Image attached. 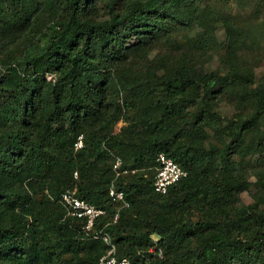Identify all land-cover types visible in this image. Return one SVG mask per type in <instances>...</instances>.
Masks as SVG:
<instances>
[{
	"label": "rangeland",
	"instance_id": "374dc122",
	"mask_svg": "<svg viewBox=\"0 0 264 264\" xmlns=\"http://www.w3.org/2000/svg\"><path fill=\"white\" fill-rule=\"evenodd\" d=\"M155 1L164 2L170 13L169 16H164L163 12L155 14L158 18L157 26L149 27V31L156 32L149 33L148 28L140 26L139 35L125 32L124 36L119 38L120 49L111 46L109 51H105L98 45L94 47L98 61L92 63L93 69L89 70V75L98 82L105 81L103 93L105 102L100 105V114L95 112L96 117L89 116L79 122V130L86 138V148L78 151L80 149L76 150L73 143L75 153L73 162L79 171L78 178L74 179L71 169H67V158L64 157V149L61 147L66 137L63 133L68 127L69 120L57 119L51 128L53 132L56 130L62 132L58 134L59 140L54 138L47 147L49 153L57 154L56 158L51 160L50 172L47 171L48 167H42L43 175L39 180L30 181V178L24 177L22 185L13 184L12 189H6L5 198L0 202V209L4 212L8 211L6 208L16 199V192L21 186L30 195V202L25 200V203L15 210L17 218L23 219L22 221L32 231V236L28 232L24 233L27 244L33 243L39 247L40 242L47 241L52 245L50 251L53 252L57 248L59 242L55 236L54 226L47 217L51 212L47 208L51 195L46 189L47 183L52 182L50 180L56 176L67 182L72 178V186L77 188L82 185L94 186L97 190L103 189L105 198L106 177L112 173L110 169L112 154L122 156L126 169L134 165L139 172H145L148 179L153 176L151 159H145V152L140 156L142 146L145 145L144 123L145 117L161 116L163 106L145 108V92L149 89V83L150 87H154L155 75L165 77L170 68L184 64L188 66L191 76L199 78L211 74L215 84L210 91H207L208 85L203 86L202 81L199 88L196 87L199 96L195 104H187V109L183 110V113L189 111V114L183 115L184 119H193L189 127H186L182 119L176 122L171 120L175 133L181 132L176 136V144L181 150L188 147L191 142L187 130L191 127L192 131L194 129L196 142L202 146L206 155L210 156L206 175L212 181L229 180L242 186L238 188L240 190L233 198L228 199V206L223 207L225 211L234 215L235 210L250 204L256 205L264 212V119L261 116L254 117L255 105L246 98L244 86L231 77L227 79V75L233 74L235 70L231 65L236 64L239 67L244 66L245 70L249 71L251 76L249 88L264 84V0ZM130 2L134 0H82L79 16L83 20L99 23L109 18L110 8L124 10ZM150 3L151 7L148 10L143 8L144 11L151 12L160 6L158 2ZM67 6L66 2L62 3L59 0H21L20 4L17 0H0V79H7L10 66L15 65L19 71H23L25 62L36 56L49 43L53 28L61 29L68 19ZM137 37L144 40L146 37L148 41L146 46L135 44ZM45 76L46 80L53 81L57 73H46ZM9 80H15L13 86L15 90L22 88L18 76H9ZM136 94L139 96L136 97ZM140 96L143 98L139 103H144L140 109L135 106L125 107L122 102L133 99L135 101V98L139 101ZM161 97L171 101L179 99V94L166 96L163 93ZM117 103L121 105L122 114L119 120L114 121ZM107 110L109 111L106 112ZM194 112L205 117L196 125H193L195 119L191 117ZM174 113L175 117L179 115L176 109ZM129 120L134 121L132 129L120 133L122 128L129 127ZM242 126L246 127L242 129ZM118 133L124 136L130 134L135 141L113 148L110 144L118 142V139L114 138ZM25 140V135H22L17 140L22 143L11 144L6 137L2 138L0 160L10 163L12 159L18 158L20 150L27 149L34 136L28 141ZM79 166L84 167L83 175L80 174ZM2 173L0 181L3 179ZM122 178L125 183L134 176L124 173ZM203 178L204 176L202 177L204 184L196 186L193 197L186 202V197L181 196L176 209L164 216L165 221L169 222L173 216L177 221H196L206 212L209 217H215L216 214L208 208L210 196L207 186L210 182ZM0 186L4 191L5 186L3 184ZM170 202L167 197L156 199L144 194L139 202L130 203V206L121 208L120 212L129 216L130 220L137 219V224L132 223L127 226L128 229L143 233L145 229L142 220L146 218V211L164 215L169 209ZM103 205L107 212L109 209L113 211L119 207L108 200H105ZM27 209L30 211L28 214L25 213ZM222 211L218 210L219 214ZM36 216H40L39 223L34 222ZM4 222L10 228L9 219H5ZM117 233L118 231L113 229L112 239L119 236ZM77 238L80 241L89 239L84 233L77 234L75 239ZM150 238L155 243L161 235L151 233ZM121 246L123 245L119 243L117 248ZM72 251L68 250L64 257H69ZM121 252L118 251L117 254L123 255ZM147 252L152 253V257L142 249L136 252L141 258L145 257L146 264H151V258L160 260L163 255L154 252V245L150 246ZM79 253L84 254L82 250H79ZM52 259H55V255H52Z\"/></svg>",
	"mask_w": 264,
	"mask_h": 264
},
{
	"label": "trees",
	"instance_id": "16d2710c",
	"mask_svg": "<svg viewBox=\"0 0 264 264\" xmlns=\"http://www.w3.org/2000/svg\"><path fill=\"white\" fill-rule=\"evenodd\" d=\"M20 1L17 0V3L20 4ZM59 1L66 2L68 5L69 16L64 26L61 29L53 28L49 43L36 56L25 62L23 71H19L15 65L10 66L7 81L0 79V148L4 137L11 144H18L22 143V141H17L20 136L25 135V141L34 136L29 147L20 150L18 158L12 159L10 163L1 159L3 163L0 162V174L3 170V179L0 184H3L5 189L3 191L0 186V202L5 198L6 189H12L13 184L22 185L24 177L30 178V181L39 180L43 175L42 167H48L47 171L50 172L51 160L56 158L57 154L49 153L47 147L54 138L59 140L58 134L62 132L59 130L53 132L51 128L52 123L57 119L69 120L68 127L63 133L66 137L61 147L64 149V157L67 158V169H71V173L77 170L73 162L75 160L73 143L77 136L82 134L79 130V122L89 116L96 117L95 112L100 114V105L105 102L103 95L105 81L98 82L91 79L89 75V70L93 69L92 63L98 61L94 47L98 45L105 51H109L111 46L119 48V38L124 36L125 32L139 35L140 26H145L149 33H154L156 30L149 31V27L156 28L157 26L158 18L155 14L163 12L164 16L170 15L164 2L134 0L128 3L124 10L110 8L108 19L93 23L79 16L82 0ZM150 2H158L160 6L155 7L157 9L151 12L144 11L143 8L148 10L151 7ZM147 43L146 37L145 40L142 37L135 39V44L139 46L144 44L146 46ZM231 66L235 70L233 74L227 75V79L231 77L244 86L246 98H249L255 105L254 117L261 116L264 119V84L249 88L251 78L249 71L247 72L244 66L239 67L236 64ZM54 72L57 73L55 79L46 80L45 74ZM167 72L165 77L153 74L155 75L154 87H150L149 83V89L145 92V108L163 106V112L161 116L145 117V145H141L140 156L145 152V159H151L155 173L154 155L157 152H163L173 158L186 171V175L172 185L165 194L154 191V173L148 179L147 174L139 172L134 165H131L129 169H136L135 172L128 173L134 176L132 180L124 183L122 175L117 179L116 185L124 190L125 197L131 204L139 202L144 194L156 199L167 197L171 202L164 215L159 212L146 211V218L142 220L145 229L143 233L128 229L127 226L132 223L137 224V219L130 220L129 216L120 212L118 221L106 228L111 235H113V229L118 231L119 236L113 237L116 255L128 257L132 264H146L145 257L141 258L136 252L142 249L152 257L153 254L148 253L147 250L154 245V252L157 253L159 248L163 255L160 260L151 258V264H195V262L199 264H264V212L256 205L250 204L235 210L234 215L225 211L223 207L228 206V199L233 198V195L240 190L238 188L242 186L229 180L212 181L206 175L210 156L206 155L202 146L196 142L194 129L192 131L191 127L187 130L191 142L188 147L181 150L176 144V136L181 132L175 133L171 120L176 122L182 119L186 127H189L193 119H184L183 115L189 114V111L183 113V110L187 109V104H195L199 96L196 87L199 88L201 81L203 86L208 85L207 91H210L215 80L212 79L211 74L202 75L199 78L191 76L186 64L170 68ZM9 76H18L22 88L15 90L13 87L15 80L10 81ZM189 89L193 90L189 91ZM163 93L166 96L179 94V99L169 101L161 97ZM137 96L139 95L136 94ZM140 98L139 101L135 98V101L133 99L122 100V102L125 107L135 106L140 109L144 104L139 103L143 96ZM174 109L179 113L176 117ZM202 111L204 113V109ZM121 114V105L117 103L113 120H119ZM164 115L166 118L163 117ZM191 117L195 119L193 125L205 119L203 114L196 112L192 113ZM129 122V127L122 128L120 133L129 128L132 129L134 121L129 120ZM244 127L246 126H242V129ZM120 133L114 137L118 139V142L111 143V147H120L126 142L135 141L130 134L124 136ZM82 135L85 145L78 151L86 148V138L84 134ZM125 167L123 160V168L126 169ZM79 170L83 175L84 167L79 166ZM71 173L70 177H72ZM202 174L206 181L210 182L207 186L210 196L208 208L216 214L215 217H209L206 212L196 221H177L173 219L174 216L169 222L165 221L164 216L176 209L181 196H185L188 202L193 197L196 186L204 184ZM112 179L113 173L106 177L107 183L104 190L106 195L107 187ZM71 180L73 179L70 178L67 182L56 176L46 185L51 195V200L47 204L51 212L47 217L54 226L55 236L59 242L53 252L50 251L51 243L47 241L40 242L39 247L25 242L24 233L28 232L32 236V231L25 225L23 219L17 218L15 213L16 208L23 205L25 200L30 202V195L23 186L16 192L17 197L10 203V207L6 208L8 211L4 212L0 209V264H94L105 253L106 245L101 240L90 239V237L86 241L75 239L77 234L82 235L83 233L79 223L67 216L63 206L58 202L60 194L72 186ZM30 188L32 191V185ZM102 190H97L94 186L80 185L78 196L94 204L103 205L108 198L104 197ZM220 209L223 210L221 214L218 212ZM28 212L30 213L27 209L25 213L28 214ZM112 212L109 209L108 215L102 219L99 226L109 220ZM7 218L11 224L10 228L4 222ZM39 218L40 216H36L34 222L39 223ZM151 233H158L161 238L153 243L150 238ZM127 241L129 242L126 244ZM119 243L123 246L117 248ZM68 250L73 251L66 258L64 254ZM79 250H82L84 254L80 255ZM118 251L124 254L119 253L118 255ZM52 255H55V259H52Z\"/></svg>",
	"mask_w": 264,
	"mask_h": 264
},
{
	"label": "built area",
	"instance_id": "2783aa9c",
	"mask_svg": "<svg viewBox=\"0 0 264 264\" xmlns=\"http://www.w3.org/2000/svg\"><path fill=\"white\" fill-rule=\"evenodd\" d=\"M83 145V135L80 134L74 142V148L78 150ZM154 163L153 188L157 193H167L172 185L186 175V171L173 158L163 152L155 153ZM135 170L124 169L121 156L112 154L111 171L113 179L110 181L106 193L108 202L113 205H119V207L113 210L109 220L101 226H99V223L108 215L106 207L79 197L77 186L65 189L58 198V202L63 206L66 215L74 218L79 223L85 235L92 239L101 240L106 245L105 253L94 264H132L128 257H118L116 255V245L113 242L111 232L106 228L118 221L121 208H126L130 205L125 197L124 190L118 188L116 181L122 174L134 173ZM73 178H78L77 170L73 171ZM158 253L162 254L161 249H158Z\"/></svg>",
	"mask_w": 264,
	"mask_h": 264
}]
</instances>
